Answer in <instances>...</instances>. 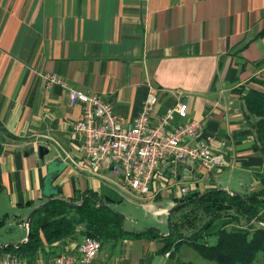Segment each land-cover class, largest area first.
Masks as SVG:
<instances>
[{
    "label": "crops",
    "instance_id": "obj_1",
    "mask_svg": "<svg viewBox=\"0 0 264 264\" xmlns=\"http://www.w3.org/2000/svg\"><path fill=\"white\" fill-rule=\"evenodd\" d=\"M43 75L99 96L128 123L149 94L155 98L152 124L186 104L188 120L200 125L197 141L210 140L226 161L205 178L190 165L191 194L220 188L245 195L261 188L264 159L242 97L252 87L264 90L253 81H264V0H0V218L7 216L0 231L9 226L18 238L0 242V257L11 255L4 251L9 245L26 242V219L47 201L43 181L55 159L66 162L55 182L58 199L89 191L107 206L120 192L130 195L106 167L90 170L80 161L71 127L81 107L71 106L66 91L47 85ZM39 147L47 151L42 160ZM162 210L155 212L159 218ZM226 221L208 230L210 245ZM82 231L79 226L70 237L45 244L37 260L75 254ZM119 242L121 261H99L104 243L95 264H178L182 247L165 257L160 239Z\"/></svg>",
    "mask_w": 264,
    "mask_h": 264
},
{
    "label": "built area",
    "instance_id": "obj_2",
    "mask_svg": "<svg viewBox=\"0 0 264 264\" xmlns=\"http://www.w3.org/2000/svg\"><path fill=\"white\" fill-rule=\"evenodd\" d=\"M43 78L47 85L61 86L71 106L81 107V118L71 127L80 161L90 170L106 167L120 179L121 187L143 203L156 201L164 192L174 195L176 201L186 199L195 187L188 174L190 165L198 167L205 178L226 163L221 154L212 150L210 140L197 141L200 125L194 119L188 120L184 103L167 109L152 124L155 98L149 94L140 112L128 123L99 96L74 90L55 76ZM176 117L183 123L176 122ZM100 247L99 241L85 238L75 254H60L46 263H28L7 255L0 257V264H95Z\"/></svg>",
    "mask_w": 264,
    "mask_h": 264
},
{
    "label": "trees",
    "instance_id": "obj_3",
    "mask_svg": "<svg viewBox=\"0 0 264 264\" xmlns=\"http://www.w3.org/2000/svg\"><path fill=\"white\" fill-rule=\"evenodd\" d=\"M253 81L264 85L261 79ZM242 100L245 118L251 121L264 159V90L252 87ZM260 181L258 191L245 195H230L214 189L203 194H191L179 201L188 203L170 215L166 236L159 235L155 229L137 234L125 232L121 216L111 211L95 193L86 191L67 201L53 198L31 216L28 240L15 248L9 245L4 251L33 263L45 244L66 239L81 226L84 237L99 241L100 246L125 238L160 239L162 248L159 252L164 254L172 248L177 250L180 246H188L202 259L215 264H252L259 253L264 256V169ZM201 195L204 196L198 199ZM178 212L180 215L173 218ZM6 218H0V227ZM221 219L227 221L212 235L215 242L210 245L207 242V237L211 236L208 230Z\"/></svg>",
    "mask_w": 264,
    "mask_h": 264
},
{
    "label": "rangeland",
    "instance_id": "obj_4",
    "mask_svg": "<svg viewBox=\"0 0 264 264\" xmlns=\"http://www.w3.org/2000/svg\"><path fill=\"white\" fill-rule=\"evenodd\" d=\"M174 200V195H169L150 203H143L130 195H125L120 192L113 201L107 202V206L111 211L123 216L122 229L125 232H144L148 229H155L159 231L160 234L165 235L168 230L167 217L164 215L159 218L155 212L160 209L169 210L171 207L178 204ZM178 215H180V212L175 213L173 218H176ZM214 226L216 227L217 223ZM8 228L9 226L0 231L1 243H14L18 240V238L16 239L14 235L10 234ZM127 243V245H129V242ZM122 251V244L119 241L114 245L105 243L100 251L99 261L105 256L110 257V262H112L113 259H119V261H121L122 258H120V256L122 255ZM177 256L178 264H215L202 259L194 250L187 246L180 247L177 251ZM252 264H264V256L259 253L255 262Z\"/></svg>",
    "mask_w": 264,
    "mask_h": 264
},
{
    "label": "water",
    "instance_id": "obj_5",
    "mask_svg": "<svg viewBox=\"0 0 264 264\" xmlns=\"http://www.w3.org/2000/svg\"><path fill=\"white\" fill-rule=\"evenodd\" d=\"M46 153H47L46 149H44L43 147H39L38 154H39V158L41 160L43 159V157L45 156ZM65 170H66V164L61 160L55 159L48 164L47 175L44 178L43 189H42V197L44 199H46L47 201L44 204H42L41 207L31 211V213L28 215V217L26 219V226L28 229H29L30 218L35 213V211L46 206L49 203L50 199L57 198V196L59 194V187H57L55 185V182L59 179V177L64 173ZM222 191H224V190H222ZM224 192H227V191H224ZM203 196L204 195H201L198 199L202 198ZM187 203L188 202L178 203V204L174 205L173 207H171L169 210H167L166 217H167V228L168 229H169L168 222H169L170 215L173 212H175L176 210L184 207ZM121 218H122V222H123V219H124L123 216H121ZM158 234L160 235V233H158ZM27 240H28V236L26 238V241Z\"/></svg>",
    "mask_w": 264,
    "mask_h": 264
}]
</instances>
